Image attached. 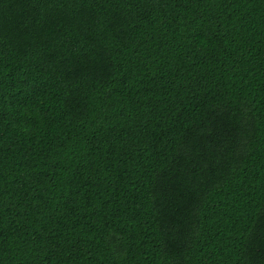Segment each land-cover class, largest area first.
Segmentation results:
<instances>
[{
	"label": "trees",
	"instance_id": "trees-1",
	"mask_svg": "<svg viewBox=\"0 0 264 264\" xmlns=\"http://www.w3.org/2000/svg\"><path fill=\"white\" fill-rule=\"evenodd\" d=\"M0 264H264V0H0Z\"/></svg>",
	"mask_w": 264,
	"mask_h": 264
}]
</instances>
